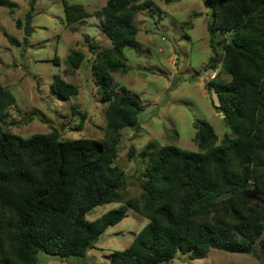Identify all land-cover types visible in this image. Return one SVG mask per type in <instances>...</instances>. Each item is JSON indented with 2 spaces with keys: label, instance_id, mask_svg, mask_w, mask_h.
I'll return each instance as SVG.
<instances>
[{
  "label": "trees",
  "instance_id": "16d2710c",
  "mask_svg": "<svg viewBox=\"0 0 264 264\" xmlns=\"http://www.w3.org/2000/svg\"><path fill=\"white\" fill-rule=\"evenodd\" d=\"M60 1L66 24L94 16L110 40L109 47L96 50L91 66L106 105V132L101 139H60L55 130L27 137L8 132L3 123L15 99L0 83V264H39L40 252L85 257L127 207L148 222L127 247L113 251L108 264H166L178 253L202 258L211 248L255 253L264 232V0H205L209 45L215 49L216 32L227 34L222 71L230 79L216 75L204 87L217 96L214 107L230 133L217 142L213 127L196 120L198 151L146 145L139 199L91 221L86 215L97 205L120 202L125 174L113 162L120 131L137 126L141 106L112 74L127 72L124 49L138 45L134 19L152 9L153 0H106L92 13ZM0 6L12 11L16 5L0 0ZM89 47L95 51L93 43ZM82 59L77 50L67 55L73 68ZM52 88L63 99L78 93L59 75ZM72 112L81 129L85 114L74 107Z\"/></svg>",
  "mask_w": 264,
  "mask_h": 264
},
{
  "label": "rangeland",
  "instance_id": "374dc122",
  "mask_svg": "<svg viewBox=\"0 0 264 264\" xmlns=\"http://www.w3.org/2000/svg\"><path fill=\"white\" fill-rule=\"evenodd\" d=\"M10 11L0 6V83L14 96L3 123L4 130L27 137L55 130L60 139H101L106 132L105 107L91 68L96 50L110 46V40L94 16L66 24L60 0H11ZM83 5L89 13L101 8L106 0H67ZM152 9L137 13L138 45L125 48L126 73L113 77L141 106L138 124L120 131L117 157L113 166L125 174L119 190L120 202L97 205L86 219L94 220L109 210L139 199L143 172L148 157L142 150L148 145L172 144L198 151L195 141L196 120L208 122L218 141L230 130L217 112V96L208 92L204 83L218 75L227 81L222 71V42L227 36L216 32L215 49L209 45L207 23L210 9L205 0H153ZM29 14L32 32L24 35L25 18ZM191 22L190 26H182ZM85 35L90 41L85 40ZM9 37L15 42L9 41ZM95 46V51L89 47ZM71 50L82 52L78 68L69 65ZM214 59H219L210 69ZM55 75L75 85L78 93L63 99L53 90ZM85 114L81 129L79 115ZM148 218L127 207L124 218L109 226L89 249L85 257L62 259L40 252L39 264H108L113 251L127 247ZM166 264H264V232L259 236L253 254L231 253L209 249L204 257L189 259L178 253Z\"/></svg>",
  "mask_w": 264,
  "mask_h": 264
},
{
  "label": "water",
  "instance_id": "95a60500",
  "mask_svg": "<svg viewBox=\"0 0 264 264\" xmlns=\"http://www.w3.org/2000/svg\"><path fill=\"white\" fill-rule=\"evenodd\" d=\"M32 32V29L30 27V16L29 14L25 18V24H24V35L29 36ZM219 59H214L212 65L210 66V69H214L216 62Z\"/></svg>",
  "mask_w": 264,
  "mask_h": 264
}]
</instances>
